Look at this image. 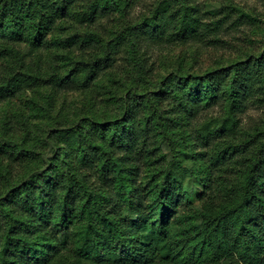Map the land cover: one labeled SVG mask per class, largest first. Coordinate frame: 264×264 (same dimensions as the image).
Instances as JSON below:
<instances>
[{"label": "trees", "instance_id": "1", "mask_svg": "<svg viewBox=\"0 0 264 264\" xmlns=\"http://www.w3.org/2000/svg\"><path fill=\"white\" fill-rule=\"evenodd\" d=\"M137 1L89 0L78 5L74 0H0V59L10 61L0 74V100L21 89L75 85L101 88L108 104L122 103L109 116L94 113L87 103L55 112L50 93L47 102L31 107L23 132L12 131L9 118H1L0 163H11L0 167V264H264V126L240 143L225 142L224 136L238 129L234 112L239 98L255 93L264 98V53L203 74L172 73L156 90L117 96L99 69L122 38L129 37L133 75L147 83L135 48L137 29L143 35L159 30L151 38L158 40L165 22L172 23L170 5L179 0H162L154 12L109 37L93 31L63 35L61 29L68 27L57 20L71 17L89 24L102 13L121 12ZM175 8L181 11L179 30L193 37V27L201 24L198 8L181 1ZM222 10L220 6L212 13L217 16ZM226 15L208 22L207 30L201 24L199 33L216 35ZM26 44L31 49L53 47L64 72L54 66L46 74L32 72L27 56L33 50L23 52ZM76 44L93 50L91 57L75 58L66 48ZM217 98H223L230 111L217 127L207 132L201 128L195 135L205 144L215 140L208 158L195 154L206 165L184 163L179 156H192L179 150L173 162L143 172L150 157L158 158L142 142L134 144L122 134L129 126L127 108L143 111L139 128L143 134L154 133V147L168 140L175 148L181 122L171 115L172 106L165 111L160 103L173 100L186 108L198 105L196 101L216 103ZM49 151L48 166L38 167ZM142 154L148 158L145 165L138 161ZM13 163H24L22 175L11 170ZM219 170H229L235 181L228 183ZM187 176L197 177L202 186L193 196L182 188Z\"/></svg>", "mask_w": 264, "mask_h": 264}, {"label": "rangeland", "instance_id": "2", "mask_svg": "<svg viewBox=\"0 0 264 264\" xmlns=\"http://www.w3.org/2000/svg\"><path fill=\"white\" fill-rule=\"evenodd\" d=\"M180 1L186 5H193L198 8V19L205 26V30L209 27L210 23L208 22L224 14H227V21L216 35L200 34L199 32L202 29L200 24L198 27H193L197 28V32L193 33V37H185L186 32L182 33L179 30L180 24L177 20L180 18L181 11L175 8V6L180 4ZM85 2H89V0H74V3L78 5ZM161 2L162 0H139L124 8L121 12L102 13L89 24L78 23L74 18L70 19L71 17H63L57 22L59 21L58 24H63L62 27H68L67 30L61 29L63 35L75 31L80 33L93 31L101 37H109L112 33H120L127 29L128 26L134 24V22L140 21L150 11L154 12L157 5ZM177 5H170L168 17L172 18V23L167 24L165 22L163 25L165 26L164 33L158 36V40L153 41L151 38L157 36L156 34L159 30L156 29L154 34L143 35V30L137 29L138 36L135 37V48L136 53L139 54L144 64L145 72L148 76L147 83H140L136 76L133 75L128 52L130 46L129 37L122 38L118 49L111 53L106 65L99 69V76L108 77L105 80L109 81L110 90L116 93L117 96L121 95L122 98L125 96L129 97L131 92L141 91L143 88L148 90L149 87L151 91L156 90L160 82H164L168 75L172 73L180 75L203 74L212 70H219L236 60L264 53V0H179ZM220 6L223 7L222 12L217 16L214 15L212 10ZM241 12L256 17L258 20L256 22L249 21L245 16L241 15ZM22 49L23 52L33 50L27 56V63L32 72L46 74V72L52 71L53 66L55 69L64 72L65 69L61 68L56 60V50L53 47L43 44L37 49H31L26 44L22 46ZM66 49L71 50L70 53L75 58L82 56L91 57L93 53V50L79 44ZM9 62L8 60L0 59L1 75L6 73ZM107 72L109 74L105 75ZM102 91L103 89H98L97 87L93 90L77 89L75 85H45L31 89H21L12 97L0 100V123L1 118L6 116L10 120L12 131L23 132L26 128V125H24L27 122L26 119L32 112L31 107L34 104H42L43 101L47 102L50 93L55 99V112L62 106L75 107L87 103V106L89 105L94 110V113L108 112L109 116L111 111L116 112L118 110L116 104H120L121 101L116 100V104H108L107 98L103 97L101 93ZM262 96L260 93H255L252 96L247 95L238 99L237 109L234 112V117L238 119V129L235 132L226 131L224 133V136H226L225 142L240 143L248 135L262 130L264 126V98ZM196 103L198 105L191 104L189 106L188 104L186 108H183L173 100H164L160 103V107L165 111H168L172 106L174 109L171 115L178 116L180 119L181 123L177 127L183 131L175 134L177 138L175 148L172 147L168 140L162 142V147H154L157 144L154 133L150 130L149 133L143 134L139 128L140 123L138 120L144 116L143 111L140 108L132 107V103L130 104L131 106L127 108L125 115L126 124L129 126L122 134L124 135L125 133L126 139L134 144L139 140L146 150H152V157L158 158L154 161L150 157L148 169L143 168V172L157 167L161 169L167 163L173 162L175 160L173 155L179 150L192 156L178 155L184 163L188 161L186 164L190 165L191 162V166L194 167L206 165V160L200 164L201 161L195 157V154L204 153V156L208 158L214 151L212 147L215 140L212 139L208 144H205L206 141L195 135L199 133L201 128H205L204 131L207 132L209 128L217 127L219 120L225 114H228L230 109L223 98H217L216 103L204 104L202 101H196ZM33 138L36 141L38 137L35 136ZM115 152H119V150ZM44 154L40 160L42 163L38 167H46L51 161V151ZM163 154L164 156H162ZM239 154L240 152L235 153L233 156H239ZM147 159L145 154H142L138 161L145 165ZM139 162L135 164L139 165ZM10 163L11 161L8 159H3L0 167L10 165ZM22 167H24V163L22 165L13 163L11 170L16 174L19 173L18 175H22L24 173ZM86 171L91 172V169L87 168ZM228 172L229 170H219L217 173L224 174V178L229 180L228 183L235 181L234 175ZM216 176L219 178L218 175ZM182 188L184 192L193 196L197 191L201 190L202 186L197 177L187 176L183 181ZM14 211L17 213L18 209L16 208Z\"/></svg>", "mask_w": 264, "mask_h": 264}]
</instances>
